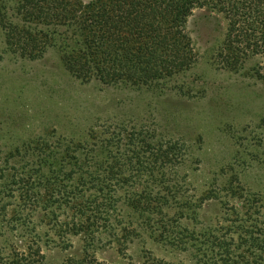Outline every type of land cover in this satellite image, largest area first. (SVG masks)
<instances>
[{"label": "trees", "instance_id": "trees-1", "mask_svg": "<svg viewBox=\"0 0 264 264\" xmlns=\"http://www.w3.org/2000/svg\"><path fill=\"white\" fill-rule=\"evenodd\" d=\"M197 9L227 21L211 65L247 70L264 84V0H15L9 8L0 0V28L10 53L37 61L54 50L83 84L192 99L203 90L182 78L200 61L187 31ZM155 128L115 117L82 136L52 132L7 151L0 159V242L8 245L0 247V263L49 264L47 246L68 249L76 238L80 253L64 264H107L95 251L108 245L129 261L130 245L145 235L187 251L191 264H264V185L247 190L233 164L222 168L217 189L239 206L198 226L197 206L169 173L187 150ZM256 128L264 132V115Z\"/></svg>", "mask_w": 264, "mask_h": 264}, {"label": "rangeland", "instance_id": "rangeland-1", "mask_svg": "<svg viewBox=\"0 0 264 264\" xmlns=\"http://www.w3.org/2000/svg\"><path fill=\"white\" fill-rule=\"evenodd\" d=\"M1 1L9 8L15 0ZM226 28L222 14L206 9L195 10L188 21L187 31L200 61L182 81L203 90L202 96L192 99L173 92L83 84L66 72L54 50L37 61L10 53L0 28V159L7 151L52 132L82 136L92 125L132 116L137 123L156 126L157 135L179 141L187 150L179 152L169 173L197 206L194 222L203 227L228 218L239 204L217 189L222 168L233 164L247 190L257 191L264 185V147L255 140H264V132L256 128L264 115V84L249 77L247 70L233 74L211 65V51L224 38ZM248 154H255L258 163L252 164ZM237 163L251 166L240 169ZM81 248L76 238L68 249L51 244L44 252L49 264H64L68 257L79 255ZM97 250V259L107 264H127L130 259L140 263L145 257L163 264H191L187 251L166 247L145 235L130 245L129 261L114 246Z\"/></svg>", "mask_w": 264, "mask_h": 264}]
</instances>
